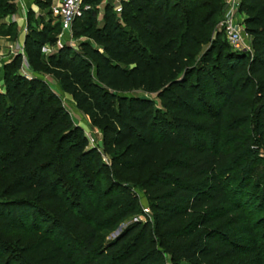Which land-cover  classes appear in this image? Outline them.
Segmentation results:
<instances>
[{"label":"trees","instance_id":"16d2710c","mask_svg":"<svg viewBox=\"0 0 264 264\" xmlns=\"http://www.w3.org/2000/svg\"><path fill=\"white\" fill-rule=\"evenodd\" d=\"M13 1L0 0V12L14 13ZM99 1L84 0L73 23L87 39L80 52L44 59L56 27L42 24L25 36L26 62L101 129L105 151H117L113 175L143 191L154 223L103 238L140 214L138 200L119 181L103 185L82 131L44 81L18 73V55L1 77L0 231H52L2 264H161L163 254L172 264H264V219L244 193L253 185L264 197V0L240 1L249 54L216 33L222 0H126L119 16L107 3L98 25Z\"/></svg>","mask_w":264,"mask_h":264},{"label":"rangeland","instance_id":"374dc122","mask_svg":"<svg viewBox=\"0 0 264 264\" xmlns=\"http://www.w3.org/2000/svg\"><path fill=\"white\" fill-rule=\"evenodd\" d=\"M62 0H36L35 6L38 9H41L45 11L44 15L42 18L37 20L34 12L33 18L30 20L29 26L26 25L25 30L21 34H25V36L28 34L30 29L33 30H40L41 25H49L51 27H56L55 31L53 34H51V37H56L55 38V43L57 41V38L60 34L59 26H58V16H57V11L58 7L60 5ZM37 2H40L37 3ZM107 3H113V0H100L95 6L97 10V24L101 25L103 21V15H104V6ZM226 0H222V7L220 9V13L217 17L218 19V24L216 27V33L220 34V40L225 43L228 48L230 49L231 52L233 53H247L249 54V49H250V38L249 35L246 33L245 30V25H244V15L239 11V13L235 16L236 20L238 23L243 28V37H244V43L247 47L245 51L242 52H237L234 51L227 43L224 29L222 22L224 20V8H225ZM13 13H6V12H0V38L7 39V43L3 44V47H6L7 49L5 51V54H0V91L3 92V83H2V73H3V68L5 65H8L14 57L20 55L22 58V65L20 67V70H18V73L22 76H27L29 79L31 78H39L42 81H44L50 91L56 95L62 102V105L64 109L67 111L73 125L75 128H79L86 141H87V149H91L95 151V158H94V165L95 169H97L99 166L102 168L104 171L100 175V179L103 182L104 186L109 185L112 182H125V180L121 177H115L112 173V168H111V158L112 156L117 152L115 151H105L104 146H103V135L101 129L98 127H95L91 124L88 116L81 110H79L73 100L71 99L70 96L67 94L63 93L61 90L58 82L56 81L55 78H53L50 75H46L43 72H37L34 73L28 66L26 62V55L24 53V46L21 43V38H20V31H18L15 28V25L12 23H7L6 18L9 15H12ZM27 17V16H26ZM76 29V28H75ZM71 30V33L68 35L64 36L65 37V43L64 47L70 48L72 51L80 52V44L82 42L87 41V39L84 36H77L75 37L74 34H76L77 29ZM6 33H8L9 36H4ZM213 35V38H215V34ZM55 43L54 44H46L44 47L41 49V53L44 57V59L49 56L45 49H49L52 53H56L58 50H55ZM63 47V48H64ZM2 46L0 45V50ZM50 54V55H51ZM134 96L137 97H144V98H149L155 100V95H148V94H143L141 92H135L133 93ZM158 103V102H157ZM257 146L253 147L254 151L257 150ZM261 153V152H260ZM259 157H263L262 154L259 155ZM264 158V157H263ZM124 186H128L131 188V191L135 194L138 203L140 205V214L137 217H130L129 219L125 220L121 224H119L114 232L112 233H107L103 232L102 236L105 240H109L113 237H115L116 233L120 231L121 229L124 228L126 223L129 222H136L139 221L141 223H154V215L149 207V204L144 196L143 191H141L134 183H123ZM245 200L249 203V210L255 212V217L256 219H264V197H262L261 190L256 191L253 185H250L249 188L245 190ZM262 195V196H261ZM25 199H29V197H26ZM0 201H3L0 199ZM262 201V206H259ZM45 210H47L52 216H55V211L50 209L48 206L43 207ZM52 231V224L50 223H43L41 224V228L39 231H36L35 229L31 230H21V231H12V230H7V231H0V249H1V256H0V264L5 260L6 257L10 255V252H7L9 249L12 251H20L27 246L33 244L36 242L40 237L42 231ZM264 232V228L261 230ZM161 264H172L170 262L169 256L166 254H163V259L161 261ZM178 264H190L188 262L182 261L179 262Z\"/></svg>","mask_w":264,"mask_h":264},{"label":"built area","instance_id":"2783aa9c","mask_svg":"<svg viewBox=\"0 0 264 264\" xmlns=\"http://www.w3.org/2000/svg\"><path fill=\"white\" fill-rule=\"evenodd\" d=\"M83 1L84 0L61 1L57 11L60 34L55 43V50H60L66 45L64 36L71 33L73 23L82 18L83 14L89 9V7L83 4ZM124 1L126 0H113L112 6L117 16L121 14V3ZM240 1L241 0H226L224 20L222 22L227 43L237 52H242L247 49L244 43L243 28L235 18L239 13ZM45 51L48 55L52 53L49 49H45ZM26 78L28 77L26 76Z\"/></svg>","mask_w":264,"mask_h":264},{"label":"crops","instance_id":"0c3cea01","mask_svg":"<svg viewBox=\"0 0 264 264\" xmlns=\"http://www.w3.org/2000/svg\"><path fill=\"white\" fill-rule=\"evenodd\" d=\"M36 0H14L12 3L15 5L16 10L12 15L7 16V23H12L15 25V28L20 31V40L22 45H24L25 34H21L27 25V13L29 11L34 12L37 20L43 17L45 11L36 8L35 6ZM7 43V39L0 38V45L2 46L0 50V54H5L6 47H3V44Z\"/></svg>","mask_w":264,"mask_h":264},{"label":"water","instance_id":"95a60500","mask_svg":"<svg viewBox=\"0 0 264 264\" xmlns=\"http://www.w3.org/2000/svg\"><path fill=\"white\" fill-rule=\"evenodd\" d=\"M118 234H119V231L115 235H118Z\"/></svg>","mask_w":264,"mask_h":264}]
</instances>
